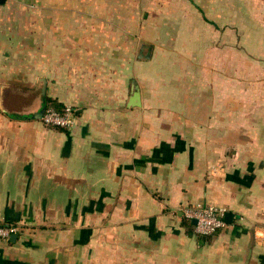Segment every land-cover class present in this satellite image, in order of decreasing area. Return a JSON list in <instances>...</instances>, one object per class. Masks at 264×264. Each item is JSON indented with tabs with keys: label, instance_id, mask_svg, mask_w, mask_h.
I'll use <instances>...</instances> for the list:
<instances>
[{
	"label": "crops",
	"instance_id": "1",
	"mask_svg": "<svg viewBox=\"0 0 264 264\" xmlns=\"http://www.w3.org/2000/svg\"><path fill=\"white\" fill-rule=\"evenodd\" d=\"M1 222L0 264H264V0L0 2Z\"/></svg>",
	"mask_w": 264,
	"mask_h": 264
},
{
	"label": "built area",
	"instance_id": "2",
	"mask_svg": "<svg viewBox=\"0 0 264 264\" xmlns=\"http://www.w3.org/2000/svg\"><path fill=\"white\" fill-rule=\"evenodd\" d=\"M41 121L46 126L69 128L76 118V109L71 105H64L61 109L45 106L41 115ZM182 217L194 220V232L201 237L211 235L226 226L224 215L228 211L226 207L210 202L180 204L176 210ZM21 226L16 222L0 223V242L9 241L12 235H17Z\"/></svg>",
	"mask_w": 264,
	"mask_h": 264
},
{
	"label": "water",
	"instance_id": "3",
	"mask_svg": "<svg viewBox=\"0 0 264 264\" xmlns=\"http://www.w3.org/2000/svg\"><path fill=\"white\" fill-rule=\"evenodd\" d=\"M4 0H0V2L2 3ZM146 49V52L144 53L143 51ZM149 54H150V48L149 46L143 44L139 50V58H148L149 57ZM139 105V93L137 91V89L134 87V89H132V92H131V95L129 97V101H128V104L127 106H138ZM44 107H42L39 112H38V116L41 117L43 111H44ZM231 219H232V213L231 212H226V214L224 215V220L227 222V223H230L231 222ZM192 222L194 223L195 221L192 220ZM16 238V235H12L10 237L9 240L13 241L14 239Z\"/></svg>",
	"mask_w": 264,
	"mask_h": 264
},
{
	"label": "trees",
	"instance_id": "4",
	"mask_svg": "<svg viewBox=\"0 0 264 264\" xmlns=\"http://www.w3.org/2000/svg\"><path fill=\"white\" fill-rule=\"evenodd\" d=\"M44 106H52L56 109H61V106L55 105L53 102L49 101V99H45Z\"/></svg>",
	"mask_w": 264,
	"mask_h": 264
},
{
	"label": "rangeland",
	"instance_id": "5",
	"mask_svg": "<svg viewBox=\"0 0 264 264\" xmlns=\"http://www.w3.org/2000/svg\"><path fill=\"white\" fill-rule=\"evenodd\" d=\"M29 1V0H28Z\"/></svg>",
	"mask_w": 264,
	"mask_h": 264
}]
</instances>
